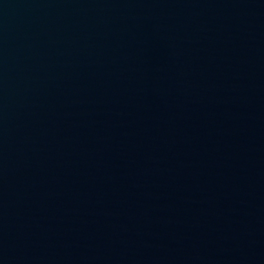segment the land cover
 <instances>
[{
    "label": "water",
    "instance_id": "1",
    "mask_svg": "<svg viewBox=\"0 0 264 264\" xmlns=\"http://www.w3.org/2000/svg\"><path fill=\"white\" fill-rule=\"evenodd\" d=\"M0 264H264V0H0Z\"/></svg>",
    "mask_w": 264,
    "mask_h": 264
}]
</instances>
